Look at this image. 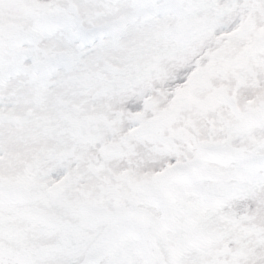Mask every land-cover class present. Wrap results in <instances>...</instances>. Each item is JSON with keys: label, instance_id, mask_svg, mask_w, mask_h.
<instances>
[{"label": "snow or ice", "instance_id": "obj_1", "mask_svg": "<svg viewBox=\"0 0 264 264\" xmlns=\"http://www.w3.org/2000/svg\"><path fill=\"white\" fill-rule=\"evenodd\" d=\"M0 264H264V0H0Z\"/></svg>", "mask_w": 264, "mask_h": 264}]
</instances>
